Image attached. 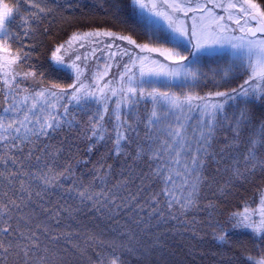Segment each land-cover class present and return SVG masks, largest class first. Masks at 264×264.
I'll return each instance as SVG.
<instances>
[{
	"label": "snow or ice",
	"instance_id": "obj_1",
	"mask_svg": "<svg viewBox=\"0 0 264 264\" xmlns=\"http://www.w3.org/2000/svg\"><path fill=\"white\" fill-rule=\"evenodd\" d=\"M208 247L264 264V0H0V264Z\"/></svg>",
	"mask_w": 264,
	"mask_h": 264
},
{
	"label": "trees",
	"instance_id": "obj_2",
	"mask_svg": "<svg viewBox=\"0 0 264 264\" xmlns=\"http://www.w3.org/2000/svg\"><path fill=\"white\" fill-rule=\"evenodd\" d=\"M4 2L12 4V3H15L16 0H4ZM93 2H94V0H86V3H88L89 5H91ZM77 12H78V10H77ZM101 15H102V13H101ZM80 149L83 152V150H84L83 144H80ZM101 151H103V149H101ZM95 158L96 157H93V159H95ZM53 199H55V197H53ZM237 203H238V201H236V200H229L227 209H225V210H235ZM208 239L211 240V237L209 236ZM205 250L208 252V256L204 259L203 264H210V261L212 259L211 252L216 251V249L214 247H208ZM189 259H190V257H189ZM196 264H201V262L199 260H197Z\"/></svg>",
	"mask_w": 264,
	"mask_h": 264
},
{
	"label": "rangeland",
	"instance_id": "obj_3",
	"mask_svg": "<svg viewBox=\"0 0 264 264\" xmlns=\"http://www.w3.org/2000/svg\"><path fill=\"white\" fill-rule=\"evenodd\" d=\"M100 223H101V226L102 227H104V228H107L108 227V225L106 224V222L100 221Z\"/></svg>",
	"mask_w": 264,
	"mask_h": 264
}]
</instances>
